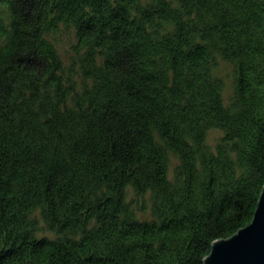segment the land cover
<instances>
[{
	"label": "trees",
	"instance_id": "16d2710c",
	"mask_svg": "<svg viewBox=\"0 0 264 264\" xmlns=\"http://www.w3.org/2000/svg\"><path fill=\"white\" fill-rule=\"evenodd\" d=\"M263 187L264 0H0V264H203Z\"/></svg>",
	"mask_w": 264,
	"mask_h": 264
},
{
	"label": "water",
	"instance_id": "95a60500",
	"mask_svg": "<svg viewBox=\"0 0 264 264\" xmlns=\"http://www.w3.org/2000/svg\"><path fill=\"white\" fill-rule=\"evenodd\" d=\"M253 219L233 236L212 243L203 264H264V187Z\"/></svg>",
	"mask_w": 264,
	"mask_h": 264
},
{
	"label": "rangeland",
	"instance_id": "374dc122",
	"mask_svg": "<svg viewBox=\"0 0 264 264\" xmlns=\"http://www.w3.org/2000/svg\"><path fill=\"white\" fill-rule=\"evenodd\" d=\"M50 41L54 42L57 51L60 53V56L62 58V61L65 65L70 64L71 59L75 56V45L76 40L74 37V32L72 29H67L60 27L58 31L53 32L52 35H50ZM215 74H217L219 77L225 80L226 86H225V99H228L229 94L231 93V86H232V67L228 63H224L222 61L219 62V65L217 66V69L215 71ZM220 132L217 130H210L207 134V143L214 145L216 140L219 138ZM170 171L174 168V166L178 163L177 157L174 155H170ZM130 189V188H129ZM129 196L133 197V193L130 190ZM147 200V197H145ZM137 216L140 219H148L150 218V213L147 211H140L137 212ZM39 235L45 234L48 236V232L46 231H40L38 233Z\"/></svg>",
	"mask_w": 264,
	"mask_h": 264
}]
</instances>
